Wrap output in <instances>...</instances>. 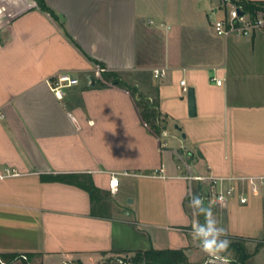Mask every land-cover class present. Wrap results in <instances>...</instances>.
Segmentation results:
<instances>
[{"label":"crops","instance_id":"1","mask_svg":"<svg viewBox=\"0 0 264 264\" xmlns=\"http://www.w3.org/2000/svg\"><path fill=\"white\" fill-rule=\"evenodd\" d=\"M46 2L65 30L36 0H0V252L105 264L113 253L184 248L192 263L217 264L191 235L205 218L189 200L206 197V183L185 176L264 175V27L217 34L215 21L234 12L222 0ZM86 54L148 80L147 97L167 115L161 134L127 81L92 83L97 64ZM59 72L80 79L63 98L46 81ZM182 80L195 89L194 116ZM62 173L89 174L105 192L102 208L95 201L93 211L84 188L43 177ZM239 191L246 203H203L225 234L264 239V191L243 182ZM262 254L264 245L253 257Z\"/></svg>","mask_w":264,"mask_h":264},{"label":"trees","instance_id":"2","mask_svg":"<svg viewBox=\"0 0 264 264\" xmlns=\"http://www.w3.org/2000/svg\"><path fill=\"white\" fill-rule=\"evenodd\" d=\"M37 6L42 11L48 12L65 30L64 23L61 21L59 15L47 4L46 0H36ZM237 6H240L244 11L252 15H257L259 11L264 12V0H232ZM65 33H67L65 31ZM86 56L93 60L95 64L102 67H106L100 61ZM107 68V67H106ZM101 83L112 82L114 84L125 85L126 83L121 79L120 74L115 71L106 70L102 73ZM129 88L131 94L135 97L137 107L139 108L140 115L144 122L157 134H161L167 125V115L163 114L159 109V101L151 100L148 97L139 96L137 90L131 87ZM45 180H60L64 182L74 183L90 193L92 200L93 211L95 209L94 203L101 204L103 193L99 187L95 185L92 177L89 174L79 173H62L56 175H43ZM98 208H102L99 205ZM230 240L229 251L233 252V257L230 259V264H249L251 258L260 251L264 245L263 241H259L254 252H250L248 249V241L254 240L252 238L233 236L226 234ZM130 264H207L205 261L200 263H192L189 260L186 249L184 248H155L150 247L147 249H138L133 251ZM26 254L28 260H31L34 253H17V252H0V260H3L8 264L16 259H21V255ZM27 262V260H25ZM0 264L1 263L0 261Z\"/></svg>","mask_w":264,"mask_h":264},{"label":"built area","instance_id":"3","mask_svg":"<svg viewBox=\"0 0 264 264\" xmlns=\"http://www.w3.org/2000/svg\"><path fill=\"white\" fill-rule=\"evenodd\" d=\"M223 3L231 4L234 8L233 15L231 17H226L218 19L214 23L215 30L217 34L228 35L229 33H238L247 35L264 27V12L259 11L257 15H252L245 11L244 15H240L237 11L240 6H237L232 0H222ZM242 9V8H241ZM106 67L96 65L95 71L96 75L100 76ZM166 68L156 67L153 69L152 73L155 78L163 77L166 73ZM47 83L50 85L52 91L58 98H63L64 90L67 87H71L80 83L79 77L70 72H59L55 75L46 79ZM217 83L221 84V80L217 79ZM183 89L187 90L185 80H182ZM158 172V171H157ZM15 172H12L13 174ZM189 181H197L199 183H206V198L212 203L221 204L226 201L238 197L241 203H246L248 201L247 194L239 191V182L248 183L252 186L253 192L264 191V175L257 176H219L211 173L207 174H188L185 176ZM111 191L114 193L119 185L118 174L112 173L110 178ZM21 259L27 260V264H32L28 260L26 254L21 255ZM1 263H5L0 260ZM66 264V263H64ZM110 264V263H105ZM120 264H125L121 262Z\"/></svg>","mask_w":264,"mask_h":264},{"label":"clouds","instance_id":"4","mask_svg":"<svg viewBox=\"0 0 264 264\" xmlns=\"http://www.w3.org/2000/svg\"><path fill=\"white\" fill-rule=\"evenodd\" d=\"M74 119V118H73ZM195 205L199 212L204 214L203 224L196 225L191 229V235L196 233L200 237L202 249L207 253L210 262L217 264H230L229 248L230 240L225 230L218 226L212 209L205 207L200 195L196 194L189 200V206ZM196 237L193 235V239Z\"/></svg>","mask_w":264,"mask_h":264},{"label":"rangeland","instance_id":"5","mask_svg":"<svg viewBox=\"0 0 264 264\" xmlns=\"http://www.w3.org/2000/svg\"><path fill=\"white\" fill-rule=\"evenodd\" d=\"M93 78H96L98 80H101L102 76H93ZM121 79H124L125 81H127L129 83V85L131 87H133L134 89L137 90V93L139 94V96H144L147 97V90L146 88H148L149 86L147 85L148 83L146 81H148L144 76L142 77V81L146 84L147 87L144 86V84L141 83V81L137 78H135L134 76L130 77L128 75L126 76H122ZM184 158L186 156H183ZM194 186H196V183L194 184ZM207 190H201V192L203 194H206ZM202 200L207 202V198L203 196ZM259 241H263L264 243V239H259L257 241L255 240H250L248 241L247 245H248V249L250 252H254V250L256 249V246L258 244ZM134 254V252H124V253H113L109 258V263H115V264H120L121 262H124L125 264H130V259L131 256ZM229 257L230 259L233 257V252L229 251ZM249 264H264V255H259L256 257L251 258L250 263Z\"/></svg>","mask_w":264,"mask_h":264},{"label":"water","instance_id":"6","mask_svg":"<svg viewBox=\"0 0 264 264\" xmlns=\"http://www.w3.org/2000/svg\"><path fill=\"white\" fill-rule=\"evenodd\" d=\"M238 13L240 15H244L245 11L241 8L237 9ZM90 79L92 80V83L94 84L95 78L90 76ZM188 93V110H189V115L194 116L197 112V105H196V97H195V89L193 87H189L187 90ZM178 127V125H176ZM183 136L185 137V133H183Z\"/></svg>","mask_w":264,"mask_h":264}]
</instances>
